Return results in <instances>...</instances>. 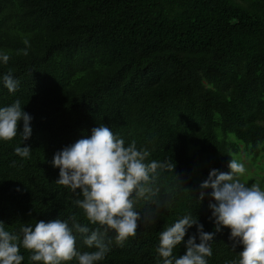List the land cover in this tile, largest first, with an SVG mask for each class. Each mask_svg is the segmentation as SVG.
Here are the masks:
<instances>
[{"label":"trees","instance_id":"16d2710c","mask_svg":"<svg viewBox=\"0 0 264 264\" xmlns=\"http://www.w3.org/2000/svg\"><path fill=\"white\" fill-rule=\"evenodd\" d=\"M0 53L10 56L0 61V107L19 99L32 118L28 140L20 121L17 136L0 141L5 230L72 214L88 223L72 191L55 183L59 169L50 161L101 124L174 169L158 177L154 223L143 218L134 237L113 240L96 264H160L164 227L192 213L205 232L215 231L211 189L196 201L210 170L228 172L240 155L248 164L263 157L255 165L264 170V0H0ZM9 69L19 81L14 93L3 85ZM17 146H30V157L16 155ZM251 174L264 184V172ZM135 207L146 217L155 205ZM195 233L193 225L184 241ZM229 235L228 228L215 234L208 264L238 258ZM76 246L94 251L79 234ZM184 252L183 242L174 249ZM20 254L33 264L22 247Z\"/></svg>","mask_w":264,"mask_h":264},{"label":"clouds","instance_id":"9594fccd","mask_svg":"<svg viewBox=\"0 0 264 264\" xmlns=\"http://www.w3.org/2000/svg\"><path fill=\"white\" fill-rule=\"evenodd\" d=\"M21 51L23 55L28 54L26 49ZM9 59L8 54L0 53L4 64ZM2 80L10 93L17 91L19 81L13 77L11 69ZM31 119L19 99L0 107V141L14 139L20 121H23V129L19 134L23 141L28 140L32 132ZM31 150L30 146H17L14 152L21 158H29ZM149 156V151L138 149L134 140L125 146L124 140L104 124L93 128L90 137L78 139L57 151L50 161L52 167L59 169L55 183L72 191L76 196L72 203L82 210L88 223L78 222L77 215L72 214L67 220L54 218L47 222L36 221L34 226L22 224L17 233L5 230V224L0 221V264H22L21 247L30 253L28 258L33 264L102 261L113 240L123 245L136 235L143 218H150L154 223L153 218L162 204L158 198L161 192L158 177L161 171L173 172L174 164L149 161ZM227 167L228 172L210 170L207 179L199 185L201 191L196 200L202 201L206 195L204 190L211 189L207 193L211 198L208 207L215 231L205 232L192 213L184 215L159 233L155 252L160 264H208L207 258L212 256L211 242L222 228L230 230L231 248L241 249L238 258L227 264H264V190L259 184L249 186L239 179L246 168L237 159L231 158ZM140 200L155 205L150 216L142 217L136 210L135 205ZM169 203L163 201L164 206ZM193 225L196 233L185 242L184 237ZM109 232L114 236L110 237ZM76 234L81 236L83 245L94 251H80ZM182 242L185 252L174 255V249Z\"/></svg>","mask_w":264,"mask_h":264},{"label":"rangeland","instance_id":"374dc122","mask_svg":"<svg viewBox=\"0 0 264 264\" xmlns=\"http://www.w3.org/2000/svg\"><path fill=\"white\" fill-rule=\"evenodd\" d=\"M239 161H240L241 163H243L244 166H245V168H246V173H245L243 176L239 177V179H241L242 182H245V183L248 182L249 186H250L252 183L259 184V186L261 187V189L264 190V184H260L259 181L256 179V178H258V175H257V174H254V176H253V175L251 174V172H256V173H258V174H260L261 172H264L263 169H261V168H257L256 165H255V164H258V163L261 164L262 161H263V157L258 158V159L254 162V164H248V163H247V160H246L242 155H240V160H239ZM249 175H252V177H254L255 180L250 181V180H249V177H250Z\"/></svg>","mask_w":264,"mask_h":264}]
</instances>
